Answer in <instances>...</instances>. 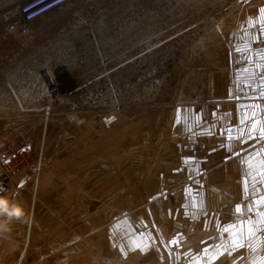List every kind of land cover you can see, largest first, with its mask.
Wrapping results in <instances>:
<instances>
[{
	"label": "crops",
	"instance_id": "crops-1",
	"mask_svg": "<svg viewBox=\"0 0 264 264\" xmlns=\"http://www.w3.org/2000/svg\"><path fill=\"white\" fill-rule=\"evenodd\" d=\"M256 1L248 0L240 19L226 29L234 59L264 64V0ZM26 57L0 65V149L27 143L34 159H42L43 171L37 190L19 175L6 194L24 208L27 218L13 220L11 231L0 236V264H162L164 249L155 229L135 228L130 222L144 219L146 187L157 188L163 203L172 204L176 197L174 209L165 212L171 218L185 205L182 218L188 230L191 226L186 234L193 237H186L192 255L186 264H264V220L257 215L264 212L259 176L264 139L258 131L256 138L248 135L253 121L258 129L264 127V110L248 119L243 137L241 131L223 133L224 123L234 119L224 113L208 118V106L198 112L193 104L180 116L177 132L176 111L168 135L174 169L162 173L153 169L161 148L146 149V140L163 137L155 126L160 122L146 120L144 108L128 110L112 99V90L96 99V91L87 88L102 77L75 86L67 98L54 102L48 54ZM258 107L264 109V98ZM224 135L232 142H221ZM210 142L217 149L212 151ZM146 153L154 157L147 169ZM213 202L222 209L213 208ZM241 226L245 246L237 249L231 241ZM249 226L254 238L247 236ZM208 236L218 238L208 243ZM150 248L153 256L146 259ZM231 252L233 258L226 259ZM241 253H246L243 259L235 258Z\"/></svg>",
	"mask_w": 264,
	"mask_h": 264
},
{
	"label": "rangeland",
	"instance_id": "rangeland-1",
	"mask_svg": "<svg viewBox=\"0 0 264 264\" xmlns=\"http://www.w3.org/2000/svg\"><path fill=\"white\" fill-rule=\"evenodd\" d=\"M36 1L38 0H30L28 4ZM203 1L206 3L203 12H174V22L169 26H158L151 21L152 25L147 24L137 29L125 27V30L119 32H112L109 27L110 32H104L105 38L97 43H91L85 36H70L71 34L58 40L57 37L63 34L66 27L52 31L41 30L31 35L33 38L17 35L9 37L0 23V52H6L0 54L3 55L0 56V65L12 64L14 60L20 61L26 56L36 59L37 54L47 53L50 87L60 86V89L68 91L69 95L75 86L102 77L87 88L92 92L96 91V99H104L112 90L114 101L126 106L130 111L137 107L144 108L146 120L160 122L155 126L164 138L154 140L155 142L146 140V149L161 148L162 153L156 155L157 164L153 169L167 173L174 169L171 162L174 163L173 159L176 157L171 156L170 160L168 154V149L171 148L168 135L173 127L169 120L175 117L176 111L179 123L180 116L185 115L186 106L192 104L198 107V112L208 106V118L223 117L224 113L226 118L230 117L231 121L234 119L235 122L224 123L222 127L226 128L223 132L225 133L233 130L243 131L251 120L248 113L254 110L255 115H259L258 112L264 110L258 107V101L264 98L263 87L260 86L264 85L263 61L234 59L233 48L228 43L229 31L226 27L240 19V9L248 0ZM251 1L253 4L257 2ZM184 2L171 5L181 11L180 6ZM82 3L77 0L71 3L70 7H65L67 16L75 14L73 10ZM59 16L60 13L56 17L51 14L37 21L34 19L31 21H34L31 28L43 29L50 26L55 21L53 19ZM243 18L246 16L243 15ZM69 30L73 29L69 27ZM142 54L144 55L137 58ZM249 85L254 86V90L248 89ZM255 99L256 104H243ZM219 125L221 126V123ZM179 126L182 127V124L176 125L177 132L180 130ZM220 126L214 128L215 131ZM211 133L215 137L220 135L214 131ZM224 136L221 142H232L227 139L228 136ZM209 144L212 151L217 149L211 142ZM177 158L179 160V156ZM151 159L154 160L153 155L146 153V169ZM177 170L180 171L179 166ZM156 190L158 189L155 187H146L144 219L130 222L135 228L146 231L155 229L164 249V257L160 256L166 261L162 264H186L185 261L192 256L190 250L186 249V237H193L190 233L186 234L190 232L191 226L188 230V221L182 218L185 205L177 207L173 214L176 210L178 213L172 218L171 215L169 217L166 213L169 209H174L172 205L175 204L176 197L172 198V204L163 203ZM212 207L222 209L216 202L212 203ZM156 229H160V232ZM217 238L206 237L208 243L216 241ZM173 240L178 243H171ZM150 250L148 254L146 252V259L153 256L152 249ZM244 255L246 253H241L235 258L243 259ZM225 258L232 259V252Z\"/></svg>",
	"mask_w": 264,
	"mask_h": 264
},
{
	"label": "bare ground",
	"instance_id": "bare-ground-1",
	"mask_svg": "<svg viewBox=\"0 0 264 264\" xmlns=\"http://www.w3.org/2000/svg\"><path fill=\"white\" fill-rule=\"evenodd\" d=\"M29 1L0 0V23L3 25V31L7 36L17 35L33 38L34 36L31 35L41 30L52 31L66 27L67 29L63 31V34L57 37L58 40H62L63 36L71 34L70 36H85L91 43H97L105 38L103 36L104 32H110L109 27L112 32H119L125 30V27H136L137 29L147 24L152 25L151 21H154L158 26L159 24L169 26L174 22V12H187L190 14L191 10H197L199 13L206 7L203 0H100V2H97V0H81L83 3L73 10L75 14L67 16L68 11L65 12L66 9L64 8L77 1L69 0L35 19L37 21L51 14L56 17L60 13L57 19H53L55 21L50 26L43 29L40 27L32 29L31 25L34 21L28 20L22 12L23 5ZM51 1L44 0L37 4V8ZM183 1L185 2L180 6L181 11L171 5L172 3L177 5ZM147 13H152V15H146ZM87 19L88 21H86ZM69 27L73 30H69ZM5 53L0 52V54ZM143 55H138L137 58Z\"/></svg>",
	"mask_w": 264,
	"mask_h": 264
},
{
	"label": "built area",
	"instance_id": "built-area-1",
	"mask_svg": "<svg viewBox=\"0 0 264 264\" xmlns=\"http://www.w3.org/2000/svg\"><path fill=\"white\" fill-rule=\"evenodd\" d=\"M38 1L23 5L22 12H24L28 20L32 21L69 0H52L37 8V4L44 0ZM50 95L53 96L54 102H57L66 98L69 92L62 91L60 86L56 85L50 89ZM0 170L3 173V176L0 178V195L6 196L13 184L14 178L19 175H23L29 179L33 183L34 189L37 190L43 171V161L41 158L34 159L32 150L27 143H20L10 151L0 149Z\"/></svg>",
	"mask_w": 264,
	"mask_h": 264
},
{
	"label": "snow or ice",
	"instance_id": "snow-or-ice-1",
	"mask_svg": "<svg viewBox=\"0 0 264 264\" xmlns=\"http://www.w3.org/2000/svg\"><path fill=\"white\" fill-rule=\"evenodd\" d=\"M261 11L264 12V9H262ZM254 116H255L254 110L251 111L250 113H248V118H251ZM257 131L259 132V138L264 139V127H259V129H258L256 122L253 121V123L251 124V128L249 129V133H248L249 138H256L254 136V133H256ZM243 136H244V132L241 131V137H243ZM230 138H231V135H230ZM260 155H261V153H257V156H260ZM253 159H255V157H253ZM260 163L262 166H264V161H260ZM259 176L261 177L262 182H264V171H261L259 173ZM245 184H247V181L245 182ZM260 202L264 203V197L260 198ZM254 206H255V204H254ZM249 211H251V209H249ZM241 212H242V209L239 206H237L236 207V213L239 214ZM257 215L261 216L262 220H264V212L258 211ZM224 232H229V229L224 228ZM233 236H234V238L231 241L232 245L235 246L237 249L243 248L245 245L243 243H240V241L242 239H245L243 226H241V229L238 233H233ZM247 236H248V238H254L255 237V232L251 226H249L247 229ZM171 243L176 244V243H178V241L173 240ZM253 251H255V249H253Z\"/></svg>",
	"mask_w": 264,
	"mask_h": 264
},
{
	"label": "clouds",
	"instance_id": "clouds-1",
	"mask_svg": "<svg viewBox=\"0 0 264 264\" xmlns=\"http://www.w3.org/2000/svg\"><path fill=\"white\" fill-rule=\"evenodd\" d=\"M27 218L22 206L14 203L7 196L0 195V236L11 231L13 220L21 221Z\"/></svg>",
	"mask_w": 264,
	"mask_h": 264
}]
</instances>
